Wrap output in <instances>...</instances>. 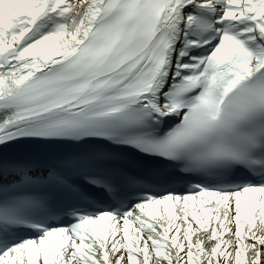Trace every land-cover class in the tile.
<instances>
[{"label": "snow or ice", "instance_id": "obj_1", "mask_svg": "<svg viewBox=\"0 0 264 264\" xmlns=\"http://www.w3.org/2000/svg\"><path fill=\"white\" fill-rule=\"evenodd\" d=\"M0 264H264V0H0Z\"/></svg>", "mask_w": 264, "mask_h": 264}]
</instances>
